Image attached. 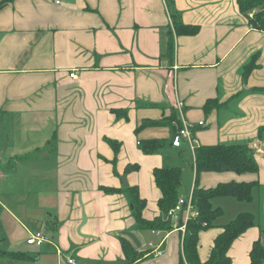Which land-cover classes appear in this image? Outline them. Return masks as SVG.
I'll use <instances>...</instances> for the list:
<instances>
[{
    "label": "crops",
    "instance_id": "1",
    "mask_svg": "<svg viewBox=\"0 0 264 264\" xmlns=\"http://www.w3.org/2000/svg\"><path fill=\"white\" fill-rule=\"evenodd\" d=\"M175 12L200 30L176 35L169 58ZM211 99L218 103L206 110ZM180 100L188 121L205 122L198 146L246 143L260 170L205 171L197 181L193 152L171 143L177 129L165 123L180 116ZM146 120L164 124L138 128ZM151 138L166 143L146 154L139 141ZM166 166L182 169L180 198L197 184L258 183L252 200L214 197L223 214L198 241L206 262L223 226L251 212L254 225L228 251L230 264H249L254 242L264 247V30L249 24L238 0H0V248L24 256L0 255V264H179L183 218L172 217L168 231L138 229L125 189L139 188L153 221L162 196L153 170ZM40 230L47 241L28 244ZM122 240L141 259L129 262Z\"/></svg>",
    "mask_w": 264,
    "mask_h": 264
},
{
    "label": "trees",
    "instance_id": "2",
    "mask_svg": "<svg viewBox=\"0 0 264 264\" xmlns=\"http://www.w3.org/2000/svg\"><path fill=\"white\" fill-rule=\"evenodd\" d=\"M240 12L248 18L249 24L259 30H264V0H238ZM253 12V16L250 14ZM173 16L172 25L169 26V30L166 35V54L169 58H172L175 50L174 38L176 35H190L199 32L198 25L186 24L179 17L178 12L170 14ZM256 57L252 58L243 68V77L246 80L251 71L256 67ZM218 103L217 99H211L207 101L205 105L206 110L213 108ZM116 117L128 118L126 110H114ZM176 115L168 118L165 123H171L176 119ZM163 121L146 120L140 127H146L151 125H161ZM109 143L113 146L115 152L120 150L121 145L112 139H108ZM166 139L151 138L146 140H140L142 150L146 154H151L159 151L165 146ZM197 181L201 172H223L234 171L236 173L258 172L259 165L254 155L253 147L246 143L235 144H216L208 146H198L194 153ZM139 165L129 166L127 171L137 170ZM155 175V181L158 187L161 188L162 196L159 198V206L161 216L156 217L153 221L147 220L143 216V210L147 205V201L141 197L138 187L127 186V190L130 202L133 205L132 215L136 219V227L138 229H150V230H172V217L168 215V211L172 209L180 198L181 181L183 172L180 167H161L153 170ZM258 184L257 182H245V181H231L219 184L216 187H210L205 189L198 184L192 194V200L195 209L197 210L196 217L191 218L185 224V233L183 234V250L181 260L179 264H230L232 262L231 256L228 255V251L233 244L234 240L240 236L247 229L252 227L255 223V215L251 212H241L239 215L226 223L224 232H222L216 239L215 245L211 252V257L208 261L202 262L198 255L199 235L204 229L211 228L215 225V221L221 216L222 209L213 205V198L216 196L231 195L242 200H252L253 188ZM117 190L114 188L108 189ZM183 220L180 221L182 226ZM264 233V230H263ZM3 235L0 231V242L3 240ZM124 249V253L129 262H135L141 259V253L139 254L133 246L126 240L121 241ZM0 255H10L17 257H24L23 254L12 251L8 252L0 248ZM251 262L249 264H264V247L261 240L254 242L253 248L250 252Z\"/></svg>",
    "mask_w": 264,
    "mask_h": 264
},
{
    "label": "built area",
    "instance_id": "3",
    "mask_svg": "<svg viewBox=\"0 0 264 264\" xmlns=\"http://www.w3.org/2000/svg\"><path fill=\"white\" fill-rule=\"evenodd\" d=\"M62 0H54L56 4H61ZM250 16H253V12L250 14ZM71 77L76 78L77 76L75 73L70 74ZM183 106L184 103L180 100L177 104V109L180 112L179 117L175 119L172 124L174 127L177 129L173 139H172V144L175 147H180L183 144L187 143L189 149L195 153L196 148L198 147L195 131L197 130V125L198 126H204L205 122L204 121H199L198 124L192 123L188 121L185 117L183 112ZM1 175V172H0ZM178 203L168 211V215L171 217H177L181 216L183 218V221L187 223L188 220H190L193 217H196L197 210L194 207L192 196L190 198H179ZM47 241V237L43 231H37L33 232L28 238H27V243L31 245H35L37 247H40ZM161 254V251L159 250L157 252V255ZM69 264H77L74 258L69 257L67 260Z\"/></svg>",
    "mask_w": 264,
    "mask_h": 264
},
{
    "label": "rangeland",
    "instance_id": "4",
    "mask_svg": "<svg viewBox=\"0 0 264 264\" xmlns=\"http://www.w3.org/2000/svg\"><path fill=\"white\" fill-rule=\"evenodd\" d=\"M166 128H153V129H151L150 131H154L155 132V134H157V132L158 131H161V133H162V135H165V133H163L164 132V130H165ZM188 155V156H187ZM187 157L189 158V159H191V154L190 153H187ZM190 156V157H189Z\"/></svg>",
    "mask_w": 264,
    "mask_h": 264
},
{
    "label": "water",
    "instance_id": "5",
    "mask_svg": "<svg viewBox=\"0 0 264 264\" xmlns=\"http://www.w3.org/2000/svg\"><path fill=\"white\" fill-rule=\"evenodd\" d=\"M125 183H126V180H125Z\"/></svg>",
    "mask_w": 264,
    "mask_h": 264
}]
</instances>
